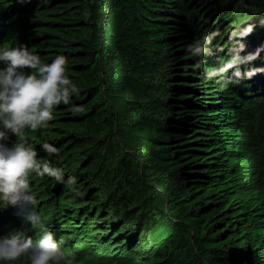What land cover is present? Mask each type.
I'll use <instances>...</instances> for the list:
<instances>
[{"label": "trees", "instance_id": "16d2710c", "mask_svg": "<svg viewBox=\"0 0 264 264\" xmlns=\"http://www.w3.org/2000/svg\"><path fill=\"white\" fill-rule=\"evenodd\" d=\"M261 20L264 0H0V47L65 55L79 89L24 137L75 184L33 174L41 224L0 203V236L51 231L78 264H264V74L206 78L235 28L264 45ZM213 32L196 68L187 47Z\"/></svg>", "mask_w": 264, "mask_h": 264}, {"label": "clouds", "instance_id": "9594fccd", "mask_svg": "<svg viewBox=\"0 0 264 264\" xmlns=\"http://www.w3.org/2000/svg\"><path fill=\"white\" fill-rule=\"evenodd\" d=\"M23 5L31 0H17ZM264 27V20L260 21ZM255 23H247L230 32L228 40V59L218 67L208 68L206 78L217 79V83L251 80L264 74V67H256L255 61L264 52V45L253 52H246L245 39L255 31ZM219 32L204 34L187 51L200 61L195 65L200 68L206 56L214 55L213 40ZM218 51H223L222 48ZM246 53V54H245ZM0 203L5 207L17 208V215L24 221L37 227L41 217L36 211L37 198L32 192L31 176L50 177L60 183L75 184L76 178L69 176L64 180V169L54 167L47 160H39L34 147L24 138L25 131H36L46 127L54 119L57 106L69 105L73 95H79V89L67 75L68 58L57 55L51 63H45L41 57L29 50L27 45L0 47ZM231 73V77L228 74ZM74 112L83 108L73 106ZM17 137L9 146L10 137ZM43 149L57 154L58 149L49 143ZM7 235L0 236V264H14L27 257L29 264H78L75 257H70L55 241L51 231H43L38 241L30 236L15 232L11 227Z\"/></svg>", "mask_w": 264, "mask_h": 264}]
</instances>
